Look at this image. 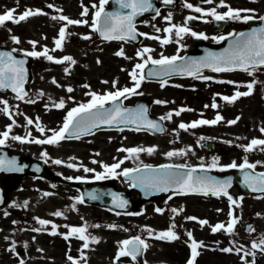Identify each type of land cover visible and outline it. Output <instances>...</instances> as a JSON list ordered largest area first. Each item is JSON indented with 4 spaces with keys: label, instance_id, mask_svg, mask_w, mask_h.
I'll use <instances>...</instances> for the list:
<instances>
[{
    "label": "flooded vegetation",
    "instance_id": "flooded-vegetation-1",
    "mask_svg": "<svg viewBox=\"0 0 264 264\" xmlns=\"http://www.w3.org/2000/svg\"><path fill=\"white\" fill-rule=\"evenodd\" d=\"M187 1L195 4H209L205 3L204 0H173L171 6L161 8L159 15L155 16V18L146 17L138 25L139 29L145 33L142 29L143 26H148L155 19L157 22L169 23L165 19L168 9H172L169 13L171 14L170 21L175 16L184 13L186 9L189 12L185 14V18L196 17L195 21L198 24L201 22L199 13L191 12L194 10L185 6ZM99 3L100 0H0V14H4L10 9H16L14 16L22 14L27 9L40 10L45 13L44 15L29 17L19 24L6 22L3 26H0V46L22 49L25 53L30 51L42 52L44 51L43 49H38L36 46L34 48L29 41L36 42L37 45V37L44 33V30L50 31L49 37L51 38L53 35L57 36V31L62 25H64L65 29L68 26L66 21L53 20L52 17L63 15L72 20L82 17L87 19L88 23H92L94 12L97 10L92 6L97 5L98 7ZM259 3H262L264 7V0H255V2L253 0H232V8L252 9L254 12L242 13V15H251L254 18H258L264 14V9L262 12L256 11ZM49 4L53 7L49 8ZM107 5L108 3L105 4L104 8ZM82 6L88 8L87 16L81 15ZM175 8H178L177 14L173 10ZM234 21L226 20V26H230ZM238 23L239 28L235 30H239L246 24L243 20H238ZM51 25L55 26L52 30L48 29ZM15 26H20V30L16 32ZM30 26L33 30H30ZM12 35L17 37L20 43H15L11 39ZM186 35H189L191 39H196V37L188 33ZM86 36L88 37L89 35ZM67 37L72 38L71 35H67ZM53 57L54 60L56 57L60 59L59 51L53 54ZM44 58L43 56L34 57L32 68L41 67L42 63L57 64L49 60H47L49 62H43ZM254 72L258 74V78H251L247 72L242 73L248 75V79L241 85L240 92L248 91L246 85L255 81L251 95L259 92L262 96V100H252L255 107L251 106V95L243 96L248 98L247 100H236L233 103L222 100L220 93L224 92V90L219 86H216L218 87L216 91L218 98L216 100H186V104H189L191 108H195L198 104L201 105L199 109L206 102L215 103L217 107H211L210 114H206L204 118L214 120L217 115H220L223 119L214 125L212 124L213 129L210 134L208 129L205 128L192 130V136L196 138L195 140L192 139V144L200 143L199 147L201 146L203 149L205 147L207 150L205 152L209 157L207 164L186 163V159L191 155L195 159H200V157L194 152L189 155V152L184 148L174 151V153H177L175 156L179 158L175 162L176 164L200 166L217 173H223L228 170L239 169V165L243 164L246 158L248 163L256 165L253 170L264 171V146H257L255 150L250 152L244 151V147L249 145L251 140L264 139V133L260 131L261 128H264V68L256 69ZM177 101L182 102L183 100ZM232 120L237 122L229 124L228 121ZM174 141L180 143L179 139ZM101 143L99 141L98 143L88 142L83 145H77L83 149L82 152H79L82 155L85 154L86 164L92 163L87 158L92 157L94 151L100 153L102 149L100 147ZM208 144L209 148L207 147ZM37 148L40 150L41 146L37 145ZM198 150L201 153V149L199 148ZM27 153L30 157L35 158L34 153L30 151ZM205 159L207 161V157ZM214 161H216L215 165H213ZM233 162L238 167H229ZM98 166L96 169L100 168V165ZM48 167L51 168L50 161H48ZM73 173L72 179H68L70 176L67 175L53 176L51 179L28 175L21 179L18 190L10 192V202L7 206V211L13 217L16 214L14 209H16L21 218H26L28 224L22 225L23 240L25 244L28 242L33 243L32 248L29 246V249H31L29 254L33 264H72V261H76L77 264H187L191 256L189 247L191 240L187 236L188 232L192 233V239L197 242H203V246L198 249L199 255L196 257L195 264H252L253 259L255 264H264V252L252 249L250 239L247 237L236 236L240 228H244L247 233H256L257 238L253 239L254 242L259 243L260 238L264 236V208H252L253 201H264V198L260 199L264 197V194L247 195L243 194L238 187H233L232 193H229V195L236 201V204H231L228 198L223 195L217 197L211 194H174L161 202H148L147 217L143 221L140 218L142 214L140 213V203L136 202V206H138L134 211L136 213L134 217L136 218L130 223H124L125 215H123V212L108 208L103 203L86 200L83 188L79 183L85 182L89 189L95 186L101 188L107 183L106 179H97L92 174L77 178V175L82 173L78 168H75ZM99 174L102 175L101 173ZM19 190H24L25 192L19 196V200L16 202L15 192ZM31 190L34 191L35 213L34 215L28 214L26 216L25 202L28 192ZM45 193L49 195H45ZM81 200L83 202H80ZM156 209L161 211L157 212ZM173 209H176V212H173ZM57 211L62 214L60 216L54 215ZM230 211L233 214L232 216L229 215ZM188 217H195L197 220H189L187 219ZM233 218L237 222L232 233H227L223 230L216 233L211 231V227L218 223H223L227 226ZM39 220H45L49 223L41 225L38 222ZM198 220H207L208 224L201 225L197 222ZM52 225L56 226L57 235L50 234L53 231ZM172 225H175L173 231L179 239L168 242L153 238L156 233L166 231ZM249 226L254 231L249 232L247 230ZM70 227H84L86 229L85 235L90 238L87 241L88 248H83L85 241L78 239V234L70 235L67 240L63 238L64 235L69 233ZM123 227L131 233L129 237L139 236L148 245L147 249L142 248L141 254L136 259H133L130 255L116 259L117 252L120 249V242L125 241L121 231ZM146 229L153 230L152 236L149 235ZM92 237L99 242H92ZM236 241L242 243V247H248L251 250H241V257L244 252H255V256L247 255L245 257L246 261L241 257H236ZM223 248H232L233 251L225 253L221 251ZM69 256L72 257V260L68 259Z\"/></svg>",
    "mask_w": 264,
    "mask_h": 264
},
{
    "label": "rangeland",
    "instance_id": "rangeland-1",
    "mask_svg": "<svg viewBox=\"0 0 264 264\" xmlns=\"http://www.w3.org/2000/svg\"><path fill=\"white\" fill-rule=\"evenodd\" d=\"M225 4L232 8V0H224ZM191 4L196 7H200L205 11L216 8V11L219 13H224L228 9L226 7H219V0H214L211 4H195L191 1H187V4ZM185 5V6H186ZM233 9V8H232ZM264 9L262 3H259V6L256 8V11L261 12ZM168 9L166 15L170 13ZM175 10V14L178 13V8ZM189 11L185 9L184 13H181L179 16H175L172 25L175 26H184L187 27L185 23V14ZM197 13L195 11H191ZM199 16L203 18V21L199 25L188 26L191 27L190 30L195 33H202L206 36H209L210 40L216 41L222 36L234 31L236 28H239L238 20H235L230 26L226 27L224 30L219 31L212 26V17L203 16L199 13ZM81 20V19H77ZM178 22L174 24L175 22ZM207 21V22H205ZM162 23L154 20L153 23L149 24V34L145 37L143 44L141 46H133L130 44H125L122 42H103L100 41L96 35L93 34V30L90 26H78L73 25L69 26L68 30L65 32V39L62 42V48L55 49L54 40L58 37L51 38L49 37L50 31L44 30V33L38 35L36 48L48 50V55L53 57V54L59 50V58L65 56H70L73 58L75 63L67 61L66 63L61 64H48L42 63L41 67L34 68V81L32 84V93L24 101L15 100L8 93L0 92V101H6L7 105L0 103V109H3L5 106L9 109V114H4L3 111H0V117L5 120L6 130L10 128L11 131L22 130L24 134L26 131H38L37 127H42L44 129L50 130H59L67 117L69 111L73 108L79 107L81 104H88L92 101V96L89 93H96L98 95H104L108 92H116L122 90L123 88H133L135 86V81L132 80L130 73L134 70L135 65L138 63H143L144 60H147L148 56H151L152 59H160L161 55L166 57L179 56L187 51V45L193 44L194 41L189 38V36L181 33L178 37L175 34V31L171 33L166 32H157L156 29L159 28L162 30ZM170 26L165 25V28ZM16 32L20 26H15ZM55 26H49L48 29L52 30ZM63 27V26H62ZM30 30L33 28L30 26ZM70 32L74 39L68 40L66 38L67 33ZM59 33V31H58ZM93 34V35H92ZM156 34V35H154ZM84 35L91 36L89 39L85 40ZM148 36H156L159 39H148ZM169 39L171 42L168 44H161V40ZM150 48L153 51L145 53L143 59L137 56V52L144 49ZM122 51V56L115 55L116 52ZM44 58V56H43ZM54 58V57H53ZM57 59V57L55 58ZM43 62H49L46 58L42 60ZM99 61V63H98ZM68 69L66 72L65 69ZM136 72L140 74V70L136 69ZM250 77H257L258 74L253 72ZM248 79V75L244 74H215V73H203L197 77L190 78H173L169 81L163 83H156L142 80L140 82V87L136 90L137 94H129L127 97H123L126 103H133L136 100L141 98H149L153 100V113L165 115L168 113H173L169 124L171 131L169 136L166 138L151 136L145 132L133 131V130H120V131H107L99 132L88 139H82L80 142L86 144L85 141H90L91 143H98L101 141V151L100 156L98 157L97 152H93V158H87L92 163H85L82 165V169H90L92 173H101L102 175H111L105 172L104 165L111 166L115 163L123 161L120 164V168L116 169V173H120L125 169L135 167L139 164L146 162H159L164 160H178L176 156H167L168 152H173L176 148L171 143L170 139L172 137H179L183 141L185 146H190V153L194 152L198 157L202 159H195L194 156H190L186 159V163H198L206 164L208 162V155L199 147L200 143L192 144L193 128L189 127L188 130H185L184 133L181 132L179 125L181 123L191 124L196 121L197 115L199 114L198 109H191L187 104L186 100H216L218 95L216 93L218 87H222L224 92L223 96L231 97L235 92L241 90L242 83ZM55 81V83H53ZM107 81L108 83H103ZM218 81H232L234 83H219ZM113 82H115V87H113ZM219 84V85H218ZM88 85V87H84ZM236 87V88H235ZM68 88H71L72 91H67ZM248 98L239 97L237 100H247ZM63 100L64 107L57 108L56 104ZM162 101L164 103L157 104L155 101ZM177 100H183L178 102ZM223 100V99H222ZM251 106L255 107L252 100H262L261 93L256 92L251 95ZM34 101V102H30ZM110 101L106 102L108 104ZM184 105L185 109L188 111L180 112V115H175V112L182 109L180 106ZM209 107V104L206 102L205 106ZM198 108L200 105H196ZM189 107V108H188ZM205 107V108H208ZM53 108V109H51ZM195 112V114H193ZM205 114H210L209 109L203 110ZM201 112L202 114H204ZM188 113V115H186ZM6 117V118H5ZM31 119L33 123L29 125L27 120ZM4 123V124H5ZM4 124L0 121V126L4 128ZM204 125V124H203ZM208 129V133H212L213 126L207 125L202 126L200 129ZM1 129V128H0ZM17 133V132H15ZM13 133H11L12 135ZM182 136H181V135ZM18 136V135H15ZM13 137V136H12ZM50 136L46 135L43 138H48ZM1 139L3 138L0 137ZM169 143V145L166 143ZM117 143L112 145L113 143ZM82 144V145H83ZM41 150L38 152V148L33 143L27 142L23 149L32 150L33 153H37V156H42L46 153L52 159H58L64 161L65 163L78 166V161H82V156L75 152V150L82 151L83 149L79 147L76 142H69L65 139L59 141L57 144H40ZM51 145V146H49ZM129 148H154L155 151L148 153L147 151H140L136 154H129L126 151H118V149H129ZM201 148V153L198 149ZM186 149V148H185ZM105 153V154H104ZM203 155V156H201ZM207 157V161H204V158ZM114 160V161H112ZM96 161V163H93ZM99 169H96L99 167ZM61 175H65L66 168H56L54 169ZM70 171L69 175L74 172V169H67ZM86 172V171H85ZM88 173V171L86 172ZM121 177V175L119 176ZM119 182V180H118ZM126 187V184L123 182V179L120 178L118 186ZM23 192H16V199ZM264 197H261L262 199ZM26 202L29 207L33 206V196H28ZM253 209H259L260 207L264 208V201L261 200L253 201ZM149 205H144L141 209V216L143 220H146L147 211ZM31 212H34V209H31ZM7 213V215H5ZM125 215V214H123ZM123 219L124 223H130L135 219L136 214L125 215ZM13 220V222H11ZM15 222V223H14ZM20 220L17 217H12L8 214L7 211L0 210V264H20L18 258L15 257V251L17 247L21 246L22 240L20 236ZM123 238L131 234L128 232L125 227L122 228ZM240 236L251 237L250 240H253V237L256 236V233H245V231L240 230ZM7 237L8 239H5ZM14 251H8L7 249L13 248ZM237 248V247H236Z\"/></svg>",
    "mask_w": 264,
    "mask_h": 264
},
{
    "label": "snow or ice",
    "instance_id": "snow-or-ice-1",
    "mask_svg": "<svg viewBox=\"0 0 264 264\" xmlns=\"http://www.w3.org/2000/svg\"><path fill=\"white\" fill-rule=\"evenodd\" d=\"M116 2L120 5L121 8H129L131 9V12L128 15H122L119 13H106L104 6L108 3V0H100L99 6L93 5V8H96L97 10L94 12V18L92 21V28L93 31H99L103 38L105 40H124L126 36L128 38L134 39L135 38V26L133 23V19L135 16L139 14H143L146 11L153 10V5L151 0H116ZM205 3H213L214 0H204ZM255 2V0H253ZM163 3L165 5L172 4L173 0H163ZM219 7H226L228 10L224 13H218L216 11V8H213L211 10L205 11L204 9L200 7H194L191 4H187L186 7L193 9L197 13H201L203 16H210L215 21H224V20H243L244 22H247L254 17L251 15H242V13H252L254 10L252 9H232L230 6L226 5L224 0H219ZM49 8H52L53 6L51 4L48 5ZM83 7V6H82ZM60 11V10H58ZM14 12H16V9H10L4 14H0V26H3L6 22H12L15 24H19L22 21L27 20L29 17L37 16V15H44L45 13L41 12L40 10H32L27 9L22 14L18 16H14ZM157 15H159V12H156ZM82 16L88 15V8L83 7V10L81 12ZM155 18V17H154ZM196 17H188L187 20L195 19ZM53 20H61L66 21L68 25H79L81 23H87V21H81V20H72L66 16H59V17H52ZM167 21L170 22L171 20V14H169L167 17H165ZM261 21H264V16L259 17ZM207 22V21H205ZM175 31L176 36H180L181 33H188L192 35L193 37H196L198 39H206L207 37L203 34H197L195 32H191L189 28L184 26H175L165 28L163 31L166 33H171ZM157 32L161 31L159 28L156 29ZM146 35V34H141ZM235 35V34H231ZM84 39H89V37L85 36ZM148 39H159V37L156 36H148ZM15 43H20L19 39L15 36L11 38ZM65 39V28L61 27L58 33V38L54 40L55 43V51L56 49L62 48V42ZM219 40H224L226 37H219L214 38ZM161 44H168L171 41L169 39H163L160 41ZM30 44L35 48L36 42L29 41ZM153 51L150 48H144L137 52V56L143 59L145 53H149ZM25 55L31 56V57H39L44 56L47 60L53 61L54 63L61 64L65 61H69L71 63H75L72 57L65 56L62 59H55L48 55V50L45 48L42 52H36V51H30L26 52ZM115 55L122 56L123 52L119 51L116 52ZM179 59L178 56H172V57H166L161 55L160 59H152L151 56H148L147 60H144L143 63H138L135 65L134 70L130 73V76L133 81H135V86L133 88H123L122 90H118L116 92H108L104 95H98L96 93H89V95L92 96V101L88 104H81L77 108H73L71 111L68 112L67 117L65 118L63 126L59 130H51L52 135L46 139L40 140L36 139L30 142H34L37 144H57L59 141L66 138V133L69 132V129L73 126V122L76 121L77 117H80V120L76 123V128L79 132H84L90 130V127L93 125H98L100 123L105 124H112L116 121H120L127 124H137L138 121L144 120V111L141 110L140 112L129 115V110L122 109L121 107L117 106L113 108L109 112H101L100 109H103L104 104L108 101L115 102L120 97H127L129 94H137L136 90L140 87V82L144 79L143 76V69L146 67V65L150 62L154 65H160L162 68L165 66H168V68L165 70L164 74H169V71L173 70L176 66V61ZM99 63V61H98ZM197 65V72L199 71V66L202 65L203 67L210 68L213 72H228V71H234V70H241L247 72L249 75L253 74V71L257 68L264 67V28L259 29L258 31L254 30L250 34H239V38L236 39L231 46V49L229 51H226L225 53H222L220 55L210 54L209 57H207L205 60L199 61V62H193ZM136 69L140 70V74L138 77V74L136 72ZM184 70L188 72V74L192 75V68L190 66H184ZM65 71L67 72L68 69L66 68ZM149 75H157V73H149ZM24 68H23V61H17L13 59L10 53H0V88L4 87H11L13 92L17 93V96L19 99H24V95L26 93H23L22 84L24 82ZM219 83H234L232 81H218ZM55 83V81H53ZM103 83H108L107 81H103ZM255 81L252 83H248L246 85L248 91L245 92H235L233 96H223L222 99L228 103L235 102L239 97L242 96H249L251 95L253 86ZM163 86V83H162ZM84 87H88V85H84ZM113 87H115V82H113ZM67 91L71 92L72 89L68 88ZM23 93V94H21ZM34 102V101H30ZM0 103H3L7 105L6 101H0ZM157 104L164 103L162 101H155ZM55 107L57 108H63L64 102L61 100L59 104H56ZM205 107H208L207 105ZM211 107L216 108L217 105L213 103ZM95 110V111H94ZM189 109H180L179 111L175 112V115L179 116L180 112L182 111H188ZM0 111H3L5 114H9V109L7 106H5L3 109H0ZM173 113H168L167 118L171 119ZM161 119H164L162 117ZM223 119L222 116L217 115L214 120L208 121V120H200L195 121L191 124H184L181 123L179 125V128L187 130L189 127L195 128L198 125L201 124H216L219 121ZM239 119V118H237ZM237 121L232 120L228 121L229 124H235ZM27 123L31 125L33 121L31 119L27 120ZM147 126L153 129H156L158 126L154 123L147 122ZM37 130L41 133L45 131L42 127H37ZM123 130V129H121ZM10 131V128H9ZM9 131H4L3 133H0V135L3 136L4 139H0V145L5 143V140L9 136ZM260 131L264 133V128H261ZM13 140H18L21 143L29 142L24 140L23 138L19 136H13ZM257 146H264V139H253L251 140L250 144L244 147L245 152H250L255 150ZM118 151H126L130 155L136 154L140 151H147L148 153H152L155 151L154 148H147V149H141V148H129V149H118ZM46 155V153L44 154ZM99 155V153H97ZM173 155H177V153L174 152H168L167 156L171 157ZM55 164H61L62 161L55 160ZM93 163H96V161H93ZM123 163V161H120L118 163H115L111 166L104 165L105 172L107 174L112 175H123L125 177H132L133 172H140L141 169H125L120 173H116V169L120 168V164ZM216 161L213 162V165H215ZM10 169L15 168V161L9 160L4 161L0 160V168H3L5 165ZM67 167L71 168L73 167L72 164H68ZM163 169L167 170L172 168V165H163L161 166ZM175 167H183V166H175ZM229 167L236 168L238 167L235 162H233ZM240 168H248L253 169L256 167L255 164H250L247 162V159L245 158V162L241 165H239ZM145 169H150V166H145ZM22 170V169H19ZM223 170V169H221ZM84 171H90V169L85 168ZM195 171V169L190 170L186 175L184 174H174L168 171L159 172L157 170H151L147 175H141L139 177H133L132 187H137L138 185H142L144 188H159V190L163 191L169 186H174L178 188L180 194H188V191L197 192L203 195H213V196H226L231 204H236V201L232 198L231 195H229L227 188L230 186L231 181L225 180V181H216L211 180L207 178H196L193 179L192 173ZM97 179H103L104 176L98 174L96 176ZM68 179H72L69 177ZM245 183L253 190V191H261L264 192V173H260L259 176L256 178V183L252 182V178L249 176H245ZM45 195H49L48 193H45ZM92 199H95L96 197L93 195L91 196ZM119 199V198H115ZM80 202H83L82 200ZM27 203V202H25ZM126 202L123 200H119L118 206L123 207ZM157 212H160V209H156ZM173 212H176V209L172 210ZM220 211V210H217ZM62 213L57 211L54 213L56 216H60ZM7 215V213H5ZM230 216H232V212L229 213ZM189 220H197L195 217H188ZM41 225H47L49 222L45 220H39L38 221ZM201 225L208 224L207 220H198L197 221ZM236 219L233 218L227 226L223 223H218L215 226L211 227V231L213 233L219 232L221 230L232 233L234 225L236 224ZM15 223V222H14ZM53 231L50 233L51 235H57L58 233L55 231L56 226L52 225ZM175 228V225H172L168 230L158 232L154 235L153 238L157 240H166L168 242L175 241L179 239V237L176 235V233L173 231ZM249 232L254 231V229L249 226L247 229ZM38 231V230H37ZM146 231L149 233L150 236H152L153 230L146 229ZM86 229L84 227H70L69 233L64 235L63 238L65 240L69 239V236L72 234H78V239L85 241L83 244V248H88L87 241L90 239L85 235ZM187 236L189 240H191V244L189 245L191 249V256L189 260L187 261V264H195L196 257L199 255L198 249L203 246V242H197L194 239H192V233L188 232ZM5 239H8L5 237ZM92 242L98 243L99 241L92 237ZM148 245L147 243L141 239V237L137 236L132 240H125L120 242V249L117 252L116 259H119L121 256H131L133 259H136L138 255L141 254L142 248L147 249ZM252 249H257L261 252H264V236L260 238L259 243L253 242L252 243ZM8 251H14L13 248L7 249ZM221 251L225 253H230L233 251L232 248H223ZM237 253H239L240 248L236 249ZM245 255H252L255 256V252H245ZM85 258V257H82ZM69 260H72V257H68ZM20 264H24V262L21 260ZM72 264H77L76 261H72ZM252 264H255V260L253 259Z\"/></svg>",
    "mask_w": 264,
    "mask_h": 264
},
{
    "label": "water",
    "instance_id": "water-1",
    "mask_svg": "<svg viewBox=\"0 0 264 264\" xmlns=\"http://www.w3.org/2000/svg\"><path fill=\"white\" fill-rule=\"evenodd\" d=\"M111 7H112L111 11L106 12V13H119L122 15H128L131 12V9H129V8H126L127 12L125 10H123V11L117 10V5H116L115 0L111 4ZM135 22H136V17H134V19H133L134 24H135ZM261 28H264V21L251 20L248 22V24L244 30L240 31L239 33H237L234 36L226 37V39H224L223 41H221L217 44H210V43L208 44L203 40H198L197 44L195 46L190 47V49L196 50L195 53L188 54L185 57L178 59L176 61L175 68L173 70L169 71V74H167V75L164 74V72L168 68V66H165L164 68H162L160 65H154L152 63H148L143 70V76L147 79L162 81V80H165V79L172 77V76H175V75L190 76V74H188V72L184 70V66H190L192 68V72H193L192 75L201 73L202 71H205V70H211L210 68L203 67L202 65H200L199 71L197 72V65L194 64L193 62H199V61L205 60L207 57H209L210 54L220 55L222 53H225L226 51H229L231 49V46L233 45L234 41L239 38V34H241V33L250 34L254 30L258 31ZM99 35L103 38V36L101 35L100 32H99ZM134 35H135L134 39L128 38L126 36V38L124 40L138 42L139 37H138V34L136 33V30H135ZM0 53H10L11 56L13 57V59H15L17 61H23V68H24V78L23 79H24V82L22 84V88H23V93H26V95H27L29 93V83L31 80L30 69L27 65V63H28L27 60H29V58L26 56H23V55L15 54L10 50H5V49H1V48H0ZM237 70H239V69H237ZM149 73H157V75H149ZM0 90L10 91L16 97H18L17 93L13 92L11 87L0 88ZM23 93H21V94H23ZM26 95H24V96H26ZM117 106L121 107L122 109L129 110V112H128L129 115H134V114L140 112L141 110H143L144 111V120L138 121L137 124H127V123H123L120 121H116L112 124L100 123L98 125L91 126L90 130H88V131L79 132L78 129L76 128V123H77V121L80 120V117H77L76 121L73 122V126L69 129V132L66 134L70 137H75V136L87 134V133H90L92 131L99 130V129H120V128H126V127H132V128H137V129L146 128V129H150L153 131H159V132H161L164 129L159 120L157 122L155 119L150 117L149 103H147L146 101H140L135 106L128 107V106H123L121 99H118L117 101L112 102V104L110 106L105 107L103 109H100L99 111L109 112ZM147 122L154 123L158 127L156 129L150 128L147 126ZM0 160L15 161V168L14 169H10L7 166V164L3 168H0V193L2 194V195H0V199L3 200V199H5V195L7 193L8 187L11 186L12 184H14L15 178H18V176L24 174L26 169L29 170L30 165L22 163V161H26L23 154L11 152V151L8 152L7 150H4V149H0ZM19 169H22V170H19ZM139 169H141L140 172H133L132 177H125V178H127L133 182V177H139L141 175H147L151 170H157L159 172L168 171V172H171L174 174L186 175L190 170L195 169V171L192 173L194 180L196 178H207V179L216 180V181H225V180L230 179L229 176L220 177V176H217L210 171L201 170V169H197V168L182 169V168H178V167H172L170 169L165 170L160 166V167H150V169H147V170L145 169V167H142ZM245 176L251 177L252 182L256 183V178L259 176V174H255V173L247 171L244 173L241 181L238 183L240 184V186L242 188L246 189L249 192H261V191H253L245 183ZM137 187L142 191L145 199H149V197L153 196L154 194L165 195V194L172 193V192H179L178 188H176L174 186H169L163 191L159 190V188H144L142 185H138ZM190 192H192V191H190ZM111 196H113V195H111ZM115 198H118V197L108 196L106 198V202L108 204H111V205H116L115 201L119 202L120 199L117 200Z\"/></svg>",
    "mask_w": 264,
    "mask_h": 264
}]
</instances>
